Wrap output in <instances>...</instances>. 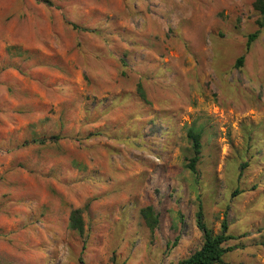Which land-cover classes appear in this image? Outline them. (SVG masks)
<instances>
[{"label": "rangeland", "instance_id": "rangeland-1", "mask_svg": "<svg viewBox=\"0 0 264 264\" xmlns=\"http://www.w3.org/2000/svg\"><path fill=\"white\" fill-rule=\"evenodd\" d=\"M253 2L0 0V264H175L202 244L198 201L214 234L226 220L235 237L225 264H264Z\"/></svg>", "mask_w": 264, "mask_h": 264}, {"label": "trees", "instance_id": "trees-1", "mask_svg": "<svg viewBox=\"0 0 264 264\" xmlns=\"http://www.w3.org/2000/svg\"><path fill=\"white\" fill-rule=\"evenodd\" d=\"M253 10L260 16L261 21L258 22L259 26H264V0H254L252 3ZM256 37V34L250 35L247 45ZM243 57L238 58L237 64L242 63ZM140 96L145 99L142 91ZM186 137L190 144L191 156L186 159L185 169L189 170L192 175L197 174V164L201 158L202 153V133L195 127H189L186 131ZM246 164H241L237 178L240 179L243 169ZM235 194L238 191H234ZM139 215L143 220L146 228L153 232L159 224V216L154 208L150 205L142 207ZM195 225L202 233V244L191 253L188 257L177 261L175 264H225L224 256L234 249V246H229L228 242L235 239V237L228 232V223L223 220L220 224V230L214 234L210 228L207 227L204 219L203 207L200 201L196 204V211L194 214ZM69 228L79 235L83 234V221L81 218V211L76 209L71 212L69 217ZM179 242L177 236L172 243L166 244V249L169 251Z\"/></svg>", "mask_w": 264, "mask_h": 264}]
</instances>
